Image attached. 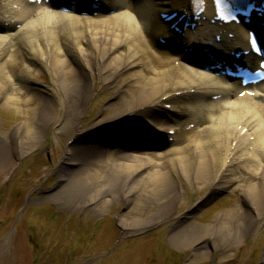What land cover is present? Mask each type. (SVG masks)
<instances>
[{
    "label": "bare ground",
    "instance_id": "6f19581e",
    "mask_svg": "<svg viewBox=\"0 0 264 264\" xmlns=\"http://www.w3.org/2000/svg\"><path fill=\"white\" fill-rule=\"evenodd\" d=\"M101 1L104 10L95 15L78 11L79 4L76 11H63L53 2L0 0V105L26 113L15 128L0 129L5 160L0 173L39 144L45 126L53 123L57 133H69L74 141L65 146L59 188L51 197L60 198L63 190L81 193L85 198L73 202L92 205L97 215L119 197L126 204L119 222L130 233L174 216L179 178L208 186L210 193L241 191L247 203L227 208L208 225L187 220L182 236L180 225L173 226V237L194 249L193 259L208 257L211 244L221 249L240 244L264 226V82L248 89L253 95L241 97L238 81L201 66L200 51L219 49L224 56L245 47L247 26L212 23L208 3L195 27L177 36L194 49L182 52L175 45L164 57L157 37L175 34L160 12L192 0ZM42 72L50 76L48 96L27 87ZM96 73L102 88L114 87L120 104L108 102L110 115L84 130L76 122L96 91ZM119 77L123 81L117 82ZM140 118L159 131L175 129L165 151L136 153L125 146L136 136L129 121ZM108 129L116 138L112 142L103 133ZM88 132L103 137L91 144ZM227 256L222 251L221 257Z\"/></svg>",
    "mask_w": 264,
    "mask_h": 264
},
{
    "label": "rangeland",
    "instance_id": "374dc122",
    "mask_svg": "<svg viewBox=\"0 0 264 264\" xmlns=\"http://www.w3.org/2000/svg\"><path fill=\"white\" fill-rule=\"evenodd\" d=\"M157 48L164 57L171 52L168 48ZM94 77L98 80L96 91L85 102V110L76 122L84 130H89L99 116L110 115L108 102L120 104L114 87L102 88L98 73ZM123 79L119 77L116 81ZM49 82L50 76L42 72L27 87L32 93L48 96ZM25 117V112L0 105V129L15 128ZM129 124L136 132L135 138L124 141L131 151L163 152L169 147L165 136L144 125L130 121ZM44 130L39 144L16 157L12 166L0 173V264H260L262 261L264 226L247 234L234 247L221 249L211 244L210 255L203 259H193L194 249L186 241L173 237L174 224L180 225L177 230L182 236L185 221L208 225L227 208L246 204L241 191L210 193L208 186L198 188L195 183L179 178L174 216L134 228L130 233L119 222L118 217L126 208L119 197H113V202L99 215L92 205L79 207L73 202L85 198L81 193L63 190L60 198L51 197L59 188L58 173L65 146L74 139L69 138V133H57L53 123ZM103 133L107 141L116 139L110 129ZM101 137L97 132H88L86 141L95 144ZM1 163H5L2 156L0 166ZM222 251L229 256L222 258Z\"/></svg>",
    "mask_w": 264,
    "mask_h": 264
},
{
    "label": "snow or ice",
    "instance_id": "6c2138e0",
    "mask_svg": "<svg viewBox=\"0 0 264 264\" xmlns=\"http://www.w3.org/2000/svg\"><path fill=\"white\" fill-rule=\"evenodd\" d=\"M217 2H218V0H217ZM224 18H225V19H227V17H224ZM251 43H252V45H253V46H255V44H256V41H255V39H254V38L252 39ZM256 50H257L258 52L260 51V49H259V48H257Z\"/></svg>",
    "mask_w": 264,
    "mask_h": 264
}]
</instances>
